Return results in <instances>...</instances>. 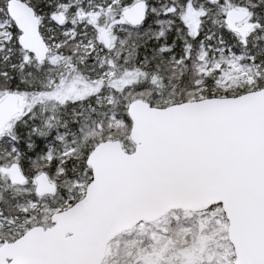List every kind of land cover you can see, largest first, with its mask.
<instances>
[{
	"label": "snow or ice",
	"instance_id": "1",
	"mask_svg": "<svg viewBox=\"0 0 264 264\" xmlns=\"http://www.w3.org/2000/svg\"><path fill=\"white\" fill-rule=\"evenodd\" d=\"M0 264H264V0H0Z\"/></svg>",
	"mask_w": 264,
	"mask_h": 264
}]
</instances>
